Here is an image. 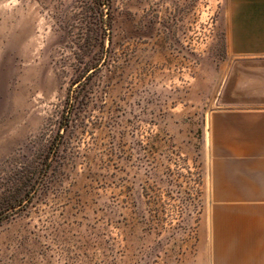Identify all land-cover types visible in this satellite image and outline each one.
<instances>
[{"label": "rangeland", "instance_id": "374dc122", "mask_svg": "<svg viewBox=\"0 0 264 264\" xmlns=\"http://www.w3.org/2000/svg\"><path fill=\"white\" fill-rule=\"evenodd\" d=\"M106 3L0 0V193L24 200L0 220V264H212L204 112L233 101L223 0ZM70 89L77 129L50 173L46 125Z\"/></svg>", "mask_w": 264, "mask_h": 264}, {"label": "crops", "instance_id": "0c3cea01", "mask_svg": "<svg viewBox=\"0 0 264 264\" xmlns=\"http://www.w3.org/2000/svg\"><path fill=\"white\" fill-rule=\"evenodd\" d=\"M232 105L204 112L212 264H264V0H223Z\"/></svg>", "mask_w": 264, "mask_h": 264}, {"label": "trees", "instance_id": "16d2710c", "mask_svg": "<svg viewBox=\"0 0 264 264\" xmlns=\"http://www.w3.org/2000/svg\"><path fill=\"white\" fill-rule=\"evenodd\" d=\"M106 2H108V0H95V4L98 8L107 5ZM105 22L106 19L103 18L102 14H99L94 19V22H90V24L94 26V28L90 31V34L94 36L93 39L95 41H97L98 37H100L98 31L101 30L103 25H105ZM108 22L110 25L112 24L111 18ZM91 69L92 68L89 70ZM76 103H79V94L76 89H70L66 96L65 109H63L60 113L58 120H55V123H52V120H50L46 125L48 131H51L52 127H57L54 138L50 141L46 151L42 154L43 156H41V164L45 166L48 172L51 171L49 168L51 163L48 162V157L51 152L61 155L62 163L67 162V156L69 153V148L67 146L69 136L71 132H74L77 129L75 126H77L78 123V115H76V112L73 110ZM57 137L62 138V140L57 141ZM35 169L31 168V166L28 168L24 167L21 172L12 178L9 183L10 188L17 187L20 183L21 185L26 184L27 180L31 181L35 175ZM18 195L20 194L16 190H5L0 193V220L9 217L16 208L23 204V198Z\"/></svg>", "mask_w": 264, "mask_h": 264}]
</instances>
